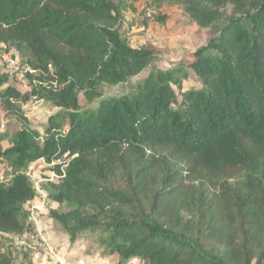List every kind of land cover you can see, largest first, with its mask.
<instances>
[{"label":"trees","instance_id":"trees-1","mask_svg":"<svg viewBox=\"0 0 264 264\" xmlns=\"http://www.w3.org/2000/svg\"><path fill=\"white\" fill-rule=\"evenodd\" d=\"M143 1L213 30L189 64L201 88L150 72L131 95L80 112L79 94L92 102L102 85L142 74L154 53L129 46L111 0H0V44L29 56L36 83L28 95L0 78L1 106L21 122L6 149L0 135L12 167L0 183V264L38 254L1 245H26L36 191L24 171L41 161L56 177L45 190L60 210L48 217L71 244L93 234L125 263L264 264V0ZM31 96L59 110L42 136L20 110Z\"/></svg>","mask_w":264,"mask_h":264},{"label":"rangeland","instance_id":"rangeland-1","mask_svg":"<svg viewBox=\"0 0 264 264\" xmlns=\"http://www.w3.org/2000/svg\"><path fill=\"white\" fill-rule=\"evenodd\" d=\"M121 7L122 21L119 26V32L127 39L131 48H144L154 53L155 60L142 74L130 78L127 82L115 86L102 85L100 87V97L92 102H87L82 94L78 95L79 111L95 110L101 99L116 98L122 95H131L136 87L142 84L143 80L150 72L171 71L177 78L182 79V90H198L201 84L189 64L193 61V53L204 46L213 36L212 29L198 28L183 12L180 7L163 4L159 11L153 9L143 0H111ZM157 16L163 17L164 21H157ZM29 56L19 52L18 46L9 43L0 44V78L5 81L4 89L12 87L22 94H31V89L36 86L31 82L27 74H31L28 64ZM6 60L12 61V66L7 67ZM185 79H183V75ZM179 98V96L177 95ZM23 118H25L31 128L35 129L41 136L49 117L54 116L59 110L54 107L47 97L31 96L29 100L20 106ZM60 118L64 130H67V114L64 116L60 112ZM21 128V122L16 115L8 113L0 103V135L2 137L1 146L3 149L8 147V140L13 133ZM52 165L44 162H37L33 167L31 177L28 178L36 191L34 204L29 206L36 207V218H42V221L48 225L50 231H63L54 222L48 220L50 210L59 209L58 205L49 199L45 189L48 184L55 182L56 177L52 172ZM12 173L11 162L9 159H0V183L7 182ZM8 183V182H7ZM60 210V209H59ZM27 212V211H26ZM29 223L28 217L25 226ZM55 226L57 229H55ZM41 229V228H40ZM42 230V229H41ZM43 232V231H42ZM48 242V240H47ZM98 240L93 234H82L75 244L70 245V263L64 259V255L59 256L61 261L56 264H145L143 262L132 260L128 263L120 262L118 259L107 256L103 249L98 247ZM49 244V242H48ZM56 257H45L42 252H38L35 257V264H51L58 260V254L55 248L49 244ZM23 248L27 245L17 244L11 240L10 244H2V252L8 254L11 248ZM32 250V248H30ZM72 251H75L74 253Z\"/></svg>","mask_w":264,"mask_h":264},{"label":"built area","instance_id":"built-area-1","mask_svg":"<svg viewBox=\"0 0 264 264\" xmlns=\"http://www.w3.org/2000/svg\"><path fill=\"white\" fill-rule=\"evenodd\" d=\"M7 67L10 68L12 66V61L6 60ZM36 165V163L31 164L27 170L24 171V174L27 178L31 177L33 167ZM53 165V164H52ZM36 207L32 206L30 210H28V220L29 223L32 225V232H27L23 236L24 242H26V245L38 252H42V254L45 257H54L53 250L49 246L47 239L45 238L42 230L38 226L36 213H35Z\"/></svg>","mask_w":264,"mask_h":264},{"label":"crops","instance_id":"crops-1","mask_svg":"<svg viewBox=\"0 0 264 264\" xmlns=\"http://www.w3.org/2000/svg\"><path fill=\"white\" fill-rule=\"evenodd\" d=\"M33 204H34V201L31 202L30 204H28L25 207V211L28 212L29 206H31ZM37 220H38L37 221L38 226L42 229L45 238L48 240L49 244L52 245V247L55 248V251L58 254V260L55 259V262H53L51 264H56L57 262H59L60 261L59 256L63 257V255L65 256L64 259L66 261H68L67 263H70L71 259H70V256H69L70 255L69 250H73V249H70V245L71 244H70V242L68 240L67 235L64 232L63 233L59 232L60 234L58 235V232H54V231H50L49 230L48 225H46L45 222L42 221V218L38 217ZM48 220L52 223L51 219L48 218ZM55 229H57L56 226H55ZM72 252L74 253L75 251H72ZM35 257L37 258V256H35ZM34 259H33V262L35 264V260ZM60 263H61V261H60Z\"/></svg>","mask_w":264,"mask_h":264}]
</instances>
